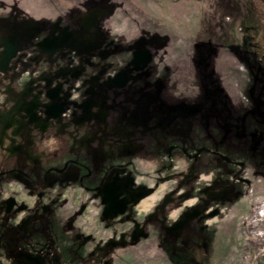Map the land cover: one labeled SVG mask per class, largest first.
I'll use <instances>...</instances> for the list:
<instances>
[{
	"label": "rangeland",
	"instance_id": "374dc122",
	"mask_svg": "<svg viewBox=\"0 0 264 264\" xmlns=\"http://www.w3.org/2000/svg\"><path fill=\"white\" fill-rule=\"evenodd\" d=\"M251 11L246 0H0V143L35 145L30 173L55 183L50 195L69 164L63 198L84 233L138 241L118 264H264V150L228 140L264 111ZM190 241H204L205 261L179 258L193 257Z\"/></svg>",
	"mask_w": 264,
	"mask_h": 264
},
{
	"label": "flooded vegetation",
	"instance_id": "af4514ba",
	"mask_svg": "<svg viewBox=\"0 0 264 264\" xmlns=\"http://www.w3.org/2000/svg\"><path fill=\"white\" fill-rule=\"evenodd\" d=\"M4 133L3 136L7 137V132ZM256 134L251 138L256 142L250 147L252 150L260 147L264 150V128L257 130ZM2 143L0 152L6 149L8 154L4 160L10 161L6 168L0 166V253L4 257V263L2 259L0 264H118V255H123L137 244L136 239V242L134 239H124L102 243L87 236L83 230L87 221L80 216L73 218L78 208L72 207L71 193L63 198L67 188L66 175L71 170L69 164L64 170L63 181L58 177L59 190L50 195L51 185L55 183L52 184L45 175L36 179L30 173V169H35L39 161L34 155L35 145L14 142V146L6 148ZM19 153L31 154L26 159ZM79 165L81 171L87 166L81 162ZM85 178L81 176V182L78 183L84 184ZM13 183L22 187L27 198L18 199V194L6 196L8 186ZM107 217L105 220L112 223L115 221L114 216ZM99 221L103 220L99 218ZM147 221H150L149 218ZM107 227L115 226L110 224ZM160 245L167 247L168 244L163 240ZM169 245L172 249L178 247L175 244ZM186 245L192 250L190 254L193 257L180 256L182 261L206 260V253L202 251L205 249L204 241H190Z\"/></svg>",
	"mask_w": 264,
	"mask_h": 264
},
{
	"label": "trees",
	"instance_id": "16d2710c",
	"mask_svg": "<svg viewBox=\"0 0 264 264\" xmlns=\"http://www.w3.org/2000/svg\"><path fill=\"white\" fill-rule=\"evenodd\" d=\"M246 2H248L250 4V8H252V11L250 14H254L255 12L253 11V3L254 4H258L259 1L258 0H246ZM264 4V0H260V3ZM256 18L251 19L248 23L245 24V29H246V37L248 39V44L249 47L252 51H254L259 58V61L261 62V64L264 66V22L262 20V18H260L259 16H257V14L255 13ZM262 17V16H261ZM260 87L259 92H264V85H262V83L259 84ZM260 103L263 104V101H259ZM256 104L258 105V103H254L255 107ZM257 108V107H256ZM258 109V108H257ZM257 113V117L255 119V121L258 123L257 125L259 126V128H257L256 130L252 131L247 129V123L248 120L247 119L245 121V124L243 125V128L241 129H237L236 131H233L229 137L228 140L229 142L231 141L232 138H239L240 142L248 143L249 145H253L256 141L254 139H250L253 136L257 135V130L263 129L264 128V111H262L261 109H258ZM250 139V140H249ZM228 142V141H227ZM202 149H206V146L201 147ZM249 149H252L251 147H249Z\"/></svg>",
	"mask_w": 264,
	"mask_h": 264
},
{
	"label": "crops",
	"instance_id": "0c3cea01",
	"mask_svg": "<svg viewBox=\"0 0 264 264\" xmlns=\"http://www.w3.org/2000/svg\"><path fill=\"white\" fill-rule=\"evenodd\" d=\"M3 259V263H4V257H3V255L0 253V260H2Z\"/></svg>",
	"mask_w": 264,
	"mask_h": 264
}]
</instances>
